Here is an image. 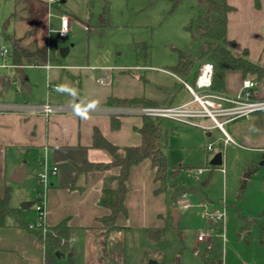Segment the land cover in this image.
<instances>
[{
  "label": "rangeland",
  "instance_id": "obj_1",
  "mask_svg": "<svg viewBox=\"0 0 264 264\" xmlns=\"http://www.w3.org/2000/svg\"><path fill=\"white\" fill-rule=\"evenodd\" d=\"M48 7L52 14L42 26V14L39 12L35 18L22 0H0V46L9 49L8 58L13 48L6 35L14 36L28 49L47 53V60L39 61V65H24L22 72L14 67L0 68V77L4 78L0 91L6 93L0 99H14L17 93L16 99L28 103L49 101L68 91L74 96L79 91L80 75L84 80L80 87L85 93L97 95L111 90L114 95L145 96L166 105L179 89H173L176 79L166 67L176 63L178 50L196 53L200 43L193 22L199 10L196 0H181L175 7L170 0H59ZM60 11L71 15L70 30L63 39H58L56 33V14ZM191 22L192 32L187 29ZM137 42L149 44L150 60L145 65H137ZM64 47L68 51L61 56L59 49ZM34 53L24 50L21 61L34 63ZM199 63L196 60L195 67ZM125 69L133 74L125 75ZM99 77H105L107 82L97 83ZM22 80L32 86L24 88ZM182 83L180 102L192 99ZM189 83L196 89L191 80ZM178 103L174 99L171 105ZM253 112L235 126L225 125V129L233 134L237 130L264 132V111ZM162 122L161 146L167 168H179L177 176L167 173L156 181L166 192V208L171 206L165 212L167 229L155 238L134 231L127 244L128 262L264 264V151L242 140L224 145V137L209 117L195 118L194 124L171 119ZM217 153L221 154V163L212 166L211 159ZM187 167H200L203 173L188 174ZM23 178L22 172L19 180H11L20 184ZM206 179L207 184L202 185ZM178 183L199 186L201 191L183 194L171 203L170 193ZM10 194V206H20L12 190ZM184 200L188 206L182 209ZM171 208L180 214L176 223ZM217 211L223 218L215 215ZM200 234H204L201 240ZM59 264H66V258L62 257Z\"/></svg>",
  "mask_w": 264,
  "mask_h": 264
},
{
  "label": "crops",
  "instance_id": "obj_2",
  "mask_svg": "<svg viewBox=\"0 0 264 264\" xmlns=\"http://www.w3.org/2000/svg\"><path fill=\"white\" fill-rule=\"evenodd\" d=\"M22 1L25 3L27 11L35 18L39 12L42 14V26L48 23L52 12L49 10L47 0ZM227 1L233 6V9L227 15L226 37L228 40L234 41V52L240 54L245 49L251 60L259 63L264 62V0H260L259 6L255 5L254 0ZM60 13L67 14L71 19V15L64 11L56 14L58 19ZM6 37L25 50L35 52L34 56L37 60L34 63L21 60L16 63L11 57L8 58L9 55L8 59H4L0 55L2 58L0 68L14 67L22 72L21 67L24 65H39V61L47 60L45 51L28 49L20 45L14 36V38L10 35H6ZM37 52L45 53V58H39L36 55ZM8 60H11V63H7ZM125 70H128H122L125 75L133 74L129 69ZM173 74L176 79L173 89L177 86L179 89L173 93L168 104H172L174 99L179 100L178 104L190 101L191 99L180 102L183 100L180 88L185 79ZM97 79L96 82L99 84L107 82L106 78L102 83ZM189 80L186 82L189 83ZM242 80L239 71H226L225 90L222 92L228 95L237 94ZM256 80L254 97L264 99V77ZM3 81L4 78L0 77V82ZM59 81L62 83L63 78L59 77ZM83 81L79 75V91L74 95L75 97L68 91L66 95L50 98L48 102L64 105L76 103L84 106L112 105L107 103V99L111 96L141 97L153 105H160L145 96H119L112 94L111 90H105L97 95L85 93L80 87ZM191 82L193 81L191 80ZM21 85L26 89L32 86L31 83H26L24 80ZM56 89L54 88V90ZM4 94L6 93L0 91L2 98ZM5 96L8 98L9 94ZM16 98H18V93L14 99H0V103H28ZM32 103H43V101L38 100ZM260 111L264 110L255 112L261 113ZM252 113L254 112L237 116L225 122L223 130L215 123L213 126L220 131L223 137L224 133H227L232 138L233 141L229 143L242 140L264 151V132L251 130L240 132L237 130L233 134L224 127L225 125L235 126L241 118ZM111 118L110 114L95 112L52 113L46 116L33 111L0 110V194L3 193L5 186H10L12 197H15L19 203L31 202V205H34L38 191L43 186L39 181L38 173L44 168L50 170L53 166L56 167L55 173L48 172L44 184L45 224L53 226L62 219H66V224L69 226L67 251L63 255L58 254L57 264L62 261V257L66 258V264H130L127 244L129 240L133 239L134 231H142L148 238H153L151 234L167 225L165 212L171 206L169 205L168 209L165 206V191L154 193L157 183L153 179L155 169L149 158L130 167L126 181L128 192L124 199L128 212L126 215L120 213L116 216L115 224L119 226L116 229L108 230L98 218L109 212L99 201L104 179L117 175L119 168L115 166L93 170L74 177L75 164L84 160L103 163L112 160V155L107 149L92 145L94 130H98L106 140L118 146L140 143L141 135L136 129L141 126L144 117L137 115L115 116L119 120L117 128L111 126ZM224 119L225 117L222 120ZM18 171L20 177L22 172L24 175L20 184L11 180V176ZM0 264H45L44 250L37 235L16 225L15 218L12 216H8L5 219V224L0 225ZM141 264L148 263L141 262Z\"/></svg>",
  "mask_w": 264,
  "mask_h": 264
},
{
  "label": "trees",
  "instance_id": "obj_3",
  "mask_svg": "<svg viewBox=\"0 0 264 264\" xmlns=\"http://www.w3.org/2000/svg\"><path fill=\"white\" fill-rule=\"evenodd\" d=\"M181 0H170L172 6L175 7ZM199 10L193 22L195 23L198 38L200 40L196 53L190 50H178V58L175 64L167 67L170 71L188 81L194 80L197 67L195 61H209L213 65L212 88L216 91H224V76L228 70H237L241 73L242 79L248 76H254L256 79L264 77V62L259 63L251 60L248 57L247 50L236 54L234 52V41L228 40L226 37L227 31V15L233 9V6L227 0H196ZM256 6H259L260 0H254ZM192 32V22L187 26ZM193 39L195 36L192 34ZM12 60L19 63L21 53L24 48L12 43ZM149 44L146 42H137L135 44V56L137 64H146L149 60ZM9 55V54H8ZM39 58H45V53L37 52ZM128 71V70H124ZM108 104H151L145 98L141 97H109ZM162 118L145 117L141 126L136 130L141 135V141L137 145L118 146L106 140L98 130L93 132V146L107 149L111 155L110 162H90L87 160L74 165V177L82 173H87L93 170L108 169L110 167H118L119 173L115 176H108L104 179V184L100 194V204L108 209V213L100 216L99 221L108 228V230L119 228L115 224L116 216L120 213L126 215L127 208L124 203L125 196L128 192L127 178L130 167L139 163L145 158H149L154 172V181L160 180L161 176L169 173L177 176L179 168L172 166L167 168L166 155L161 146V138L163 133ZM111 126L117 128L119 120L114 116L111 118ZM214 166V165H212ZM207 184V179L202 185ZM73 186V182L71 184ZM164 191L158 185L154 188V193ZM201 187L196 185H188L178 183L173 187V192L170 193V202L176 203L178 198L186 193H198ZM11 187L5 186L3 193L0 194V225L5 224V219L8 216L15 218L16 225L34 232L44 250V263L57 264V254L63 255L66 253V245L69 241V226L66 224V219L53 226H46L44 233L38 229L32 228L31 223L35 219V208L31 205L27 208L11 207L9 205ZM37 198H35L36 200ZM167 229L165 225L151 237H158Z\"/></svg>",
  "mask_w": 264,
  "mask_h": 264
},
{
  "label": "built area",
  "instance_id": "obj_4",
  "mask_svg": "<svg viewBox=\"0 0 264 264\" xmlns=\"http://www.w3.org/2000/svg\"><path fill=\"white\" fill-rule=\"evenodd\" d=\"M59 0H47L51 6ZM59 28L56 30L59 39L68 36L70 30V17L65 13L59 14ZM9 49L5 45L0 46V55L5 59L8 57ZM5 65V64H3ZM213 65L209 61L200 62L197 65V73L193 80L196 87L194 89L190 83L183 81L184 85L192 95V99L183 104L176 105H140V104H112L99 106H84L80 104H53L48 101L43 103H0V110L10 111H33L39 112L46 116L52 113H106L111 116L137 115L141 117L171 119L181 123L194 124L193 120L200 117H209L217 127L223 130V124L237 116L249 114L253 111L264 110V99L254 97V88L257 80L253 76H248L241 81V87L237 94L228 95L223 92L215 91L212 88ZM98 82H105L104 77H99ZM56 88V85L52 86ZM195 103L200 105V108L195 107ZM218 117H225L224 120H219ZM232 138L224 133L223 143L232 142ZM210 148V147H208ZM185 171L188 174L200 175L203 169L200 167H187ZM48 172L55 173L56 167L53 166L50 170L44 168L38 173V178L43 186L38 191L37 199L34 203L35 219L31 223L32 228L38 229L41 233L46 230L45 215H46V198H45V183ZM186 200L182 201V208H187ZM215 215L218 218H223L222 212L217 211ZM204 234H200L198 239H203Z\"/></svg>",
  "mask_w": 264,
  "mask_h": 264
},
{
  "label": "water",
  "instance_id": "obj_5",
  "mask_svg": "<svg viewBox=\"0 0 264 264\" xmlns=\"http://www.w3.org/2000/svg\"><path fill=\"white\" fill-rule=\"evenodd\" d=\"M67 50H68V49H67L66 47H64V48H60V49H59V53H60V55H61V56H64V55L66 54ZM220 163H221V154H220V153H217V154L211 159L210 164H211V165H214V166H218V165H220ZM11 178H12V180H14V181L19 180V179H20V172H19V171L16 172ZM30 205H31V202H25V203H22V204H21V207H23V208H27V207H29ZM171 214H172V216H173L174 222L176 223L177 220H178V217H179V212H178V210H177L176 208H173L172 211H171ZM57 256H58V254H57ZM149 264H157V263L150 262Z\"/></svg>",
  "mask_w": 264,
  "mask_h": 264
}]
</instances>
